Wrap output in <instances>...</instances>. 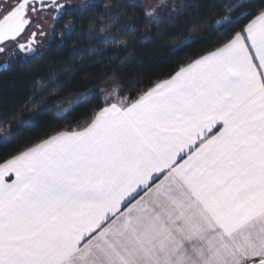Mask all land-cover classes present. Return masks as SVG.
Wrapping results in <instances>:
<instances>
[{"label": "crops", "instance_id": "1", "mask_svg": "<svg viewBox=\"0 0 264 264\" xmlns=\"http://www.w3.org/2000/svg\"><path fill=\"white\" fill-rule=\"evenodd\" d=\"M0 165V264L264 260V12L132 102Z\"/></svg>", "mask_w": 264, "mask_h": 264}, {"label": "trees", "instance_id": "2", "mask_svg": "<svg viewBox=\"0 0 264 264\" xmlns=\"http://www.w3.org/2000/svg\"><path fill=\"white\" fill-rule=\"evenodd\" d=\"M110 6L79 15L74 30L40 57L0 67V130L7 131L0 165L54 135L85 129L105 106L104 92L136 100L264 12V0H169L153 14L139 3ZM44 103L52 106L38 111Z\"/></svg>", "mask_w": 264, "mask_h": 264}, {"label": "flooded vegetation", "instance_id": "3", "mask_svg": "<svg viewBox=\"0 0 264 264\" xmlns=\"http://www.w3.org/2000/svg\"><path fill=\"white\" fill-rule=\"evenodd\" d=\"M123 1L139 3L146 13L153 14L167 6L169 0H0V21L20 4L24 7L16 16L22 22L28 21L14 41L2 45L0 67L12 60L27 62L40 57L56 39L61 40L68 31L74 30V22L79 15L93 7L103 9ZM110 7L108 9L111 10Z\"/></svg>", "mask_w": 264, "mask_h": 264}, {"label": "water", "instance_id": "4", "mask_svg": "<svg viewBox=\"0 0 264 264\" xmlns=\"http://www.w3.org/2000/svg\"><path fill=\"white\" fill-rule=\"evenodd\" d=\"M23 7L24 5L20 4L16 10L0 21V51L4 43L14 41L28 24V21L22 22L20 17L16 16ZM257 264H264V260L257 262Z\"/></svg>", "mask_w": 264, "mask_h": 264}, {"label": "rangeland", "instance_id": "5", "mask_svg": "<svg viewBox=\"0 0 264 264\" xmlns=\"http://www.w3.org/2000/svg\"><path fill=\"white\" fill-rule=\"evenodd\" d=\"M113 90V89H112ZM52 104H49V103H44L42 106H41V109L38 110V111H43V110H46L48 109L49 107H51ZM36 108H33L31 110L28 111V113H36L38 112ZM6 130H0V135H1V138L0 140H3L5 138V134H6Z\"/></svg>", "mask_w": 264, "mask_h": 264}]
</instances>
